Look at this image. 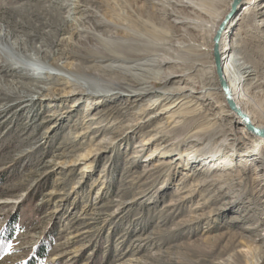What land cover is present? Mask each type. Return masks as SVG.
<instances>
[{"label":"rangeland","instance_id":"374dc122","mask_svg":"<svg viewBox=\"0 0 264 264\" xmlns=\"http://www.w3.org/2000/svg\"><path fill=\"white\" fill-rule=\"evenodd\" d=\"M78 1L0 0V25L26 42L22 60L55 67L48 54L64 40L66 55L54 62L99 81L141 74L137 60L97 59L104 49L128 57L122 46L156 57L147 73L153 90L171 85L161 79L166 70L183 71L173 61L183 59L187 37L171 20L170 0H158L161 11L153 0H83L89 23L76 13ZM261 17L230 33L237 68L252 70L241 85L243 106L264 124ZM209 31L190 29L188 39L207 47ZM196 68L195 78L210 76L207 66ZM12 72L0 60V233L16 224L0 264H24L44 240V264H264V140L233 131L226 116L207 122L178 109L137 112L148 96L92 105L60 87L39 98L30 92L35 79ZM128 124L134 129L123 133Z\"/></svg>","mask_w":264,"mask_h":264},{"label":"bare ground","instance_id":"6f19581e","mask_svg":"<svg viewBox=\"0 0 264 264\" xmlns=\"http://www.w3.org/2000/svg\"><path fill=\"white\" fill-rule=\"evenodd\" d=\"M84 1L80 0L78 1V3L73 5L75 7L76 13H81L82 15L85 16V19H87L86 21L83 22L89 23L92 22L90 20L92 18V15H90L86 10L82 9V2ZM170 1L173 4V9L170 10V14L173 16L171 20L176 25H178L177 27L180 31V36L187 37V39L185 44L180 45L184 48L182 50L184 51L183 59H181L180 61H173L175 62V64L176 63H180L182 65L184 64L183 66L179 65L182 66L183 71L176 72V71L166 70L165 73L161 76L162 80L171 81V85L169 87L153 90L154 89L153 81H151L152 79L150 78V76L149 77L147 76V73L149 74L148 70H150L148 66H150L151 64L157 65L158 61L156 60V57H148L150 53H148L144 49L145 47L142 48V51L140 52H136L139 49H134L135 47H126V46L120 47V51L124 52L125 54H129L128 57L127 56L122 57L116 54H109V50H105V49H104L105 52H103L102 50L100 52L99 51L100 49L96 47V51H99L98 53L99 55L97 56V59L106 58L110 60H114V59L117 60L118 58H121L123 60L125 59H132L134 61L137 60L138 66L135 69H139L142 71L141 74L139 75L138 73H135V76H133V78L131 79L126 78L123 81H115L112 79H108L107 81L103 82V81H99L97 77L92 78L89 76L77 74L78 72L77 69L75 68L72 69V66H69L68 68L65 64L57 65V63L54 62L55 59L62 58L64 55H66V50L63 49L61 46L62 41L64 40H60V41L58 40L54 45L53 53L48 54L49 60L51 61V63H53V65H55V67L33 63L36 59L33 60V62L22 60L18 52L20 50H24L26 46V42L14 37L12 31L0 25V60L15 68V72L14 73L12 72L13 77L16 78L18 77L20 79L32 78L33 81L35 79L36 86L34 83H32L31 85L34 86H31L32 88L30 87L32 89L30 90V92L36 93V95H38L39 98L41 97L48 98L50 93L54 92L55 90H58L60 87L61 90L67 93V95L69 94L75 95L73 99L79 101L80 99L84 98L92 105L94 104L100 105L101 103H103L102 101L110 100L113 98L116 99V97L125 99V102L128 101L129 103H134L143 100L145 96H148V100L144 104L143 103L139 104L138 107L139 111L137 112L143 114L144 112L150 110L151 108L158 107L157 108L158 110L156 112L158 115H160L162 113H166V111L168 110L169 111L172 110L174 112V110L178 109L177 111L186 112L188 116L193 115V117L191 118L192 120L195 119L196 121L198 119H201L207 122L209 121L211 122V120H215L216 117L221 118L222 116H226L233 119V121L237 124L236 126H238L233 131L239 133L241 136L244 137H252L255 139L264 140L251 134L245 128L243 121L240 118L236 117V115L229 109L227 100L225 98V94L220 85L219 76L216 72V63H215L216 62L215 53L217 52L221 67L220 68L221 77L227 84L231 99L236 104V106H238V108H240L249 116L250 120L253 122L255 126L264 129V124L257 121L249 111L245 110L243 106L246 100H248V98H246L245 93L242 91L241 85L246 83L245 76L252 75V70L249 69L248 66L243 67V71L241 72H244L245 74L242 75L240 70L237 68V65L239 64H237L238 61L234 55V50L237 45L235 44V40L233 39L235 33L234 35H232V32L230 33L232 27L239 25L241 23H245L246 24L245 26L250 28L252 25L255 24L254 23L255 17L258 14L259 15L261 14L262 16L260 18V22H258V25L260 23V26L264 27V0H229V1L170 0ZM150 3L156 6L159 5L158 10L161 11L160 8L161 3L158 0H153ZM179 9L187 12L188 16H186L183 13L180 14V12L177 13L176 10ZM162 14L164 15L165 13ZM221 25H224L223 30L220 34L218 41L214 42V36L216 35V32L218 31V28ZM203 28L210 30L209 31L210 41L207 47H202L200 43L194 42L193 39H188V36L191 35L190 29H193L194 31H201ZM77 30H78L77 32H79L80 29ZM145 30L151 32L152 28H145ZM69 34L74 35V32H70ZM2 42H6V43H2ZM5 44H7L8 48ZM40 51H42L41 46L40 48H36V53H40ZM143 51L147 52V56ZM159 62L162 65L168 61H165L164 63L163 61H159ZM197 66H202V67L207 66L209 68L208 72L210 76L205 78V76L201 74L200 76L195 78L196 76L195 73L198 70L196 68ZM64 68L69 69V71H66ZM144 71H146V74H143ZM126 72L127 74L130 75V71L128 69H126ZM0 80H3L2 75L0 76ZM183 80H185L184 84L180 85ZM42 82L45 84V86L40 85V83ZM28 87L27 90H29ZM218 106L220 108V111L212 112L213 108ZM186 113L183 114L186 115ZM155 116L156 114L155 115L151 114L150 118ZM92 119L93 118H90L89 120ZM194 123L195 122H193V124ZM133 129H134V125L132 124L124 128L122 132L125 133L126 130L131 131ZM104 141L105 139L101 143H104ZM104 146L102 145L101 149H103ZM171 162L173 161H169V163ZM192 162L189 164L186 163V165H188L189 167L193 166Z\"/></svg>","mask_w":264,"mask_h":264},{"label":"water","instance_id":"95a60500","mask_svg":"<svg viewBox=\"0 0 264 264\" xmlns=\"http://www.w3.org/2000/svg\"><path fill=\"white\" fill-rule=\"evenodd\" d=\"M223 26L224 25H221L219 28H218V31L216 32V35L214 36V42H217L219 37H220V34L223 30ZM216 55V72L219 76V79H220V85L223 89V92L225 94V98L227 100V104H228V107L229 109L236 115V117L240 118L242 121H243V124L245 126V128L253 135L261 138V139H264V129L263 128H260V127H257L253 124V122L250 120L249 116L244 112L242 111L240 108H238V106H236V104L233 102V100L231 99V96H230V92H229V89L227 87V84L226 82L223 80V78L221 77V71H220V61H219V57L217 55V52L215 53Z\"/></svg>","mask_w":264,"mask_h":264},{"label":"trees","instance_id":"16d2710c","mask_svg":"<svg viewBox=\"0 0 264 264\" xmlns=\"http://www.w3.org/2000/svg\"><path fill=\"white\" fill-rule=\"evenodd\" d=\"M15 223L9 224L8 230L0 233V256L6 247L7 243L14 237L15 234ZM47 240H44L41 244H39L33 254L27 259L24 264H44V260L47 257V247L49 246L45 243Z\"/></svg>","mask_w":264,"mask_h":264}]
</instances>
